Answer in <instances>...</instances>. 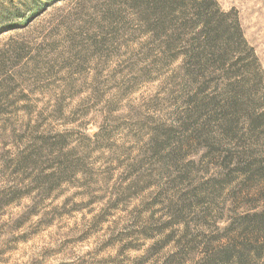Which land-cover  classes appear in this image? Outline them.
<instances>
[{
    "label": "rangeland",
    "instance_id": "1",
    "mask_svg": "<svg viewBox=\"0 0 264 264\" xmlns=\"http://www.w3.org/2000/svg\"><path fill=\"white\" fill-rule=\"evenodd\" d=\"M215 1L245 47L199 68L201 26L168 47L138 1L0 0V264H264L234 249L264 210L237 156L264 141L203 113L254 81L249 49L264 109V0Z\"/></svg>",
    "mask_w": 264,
    "mask_h": 264
},
{
    "label": "trees",
    "instance_id": "2",
    "mask_svg": "<svg viewBox=\"0 0 264 264\" xmlns=\"http://www.w3.org/2000/svg\"><path fill=\"white\" fill-rule=\"evenodd\" d=\"M134 1L146 6L141 11V15L147 23L145 24L146 27L153 30V33L158 37L165 36L168 39V42H166L168 47L175 45L176 41L178 44L182 41L181 34L177 32V24L185 28L193 27L194 23L201 26L199 32L201 37L203 36L202 44L195 50L190 51L194 63L199 68H204L211 60H217V63L222 67L230 53H235L245 47V40L239 25L237 24L235 28H231L223 22V15L218 14V4L215 0ZM192 12L193 19H190L188 14ZM240 60L242 59L233 62L229 70L235 71V64ZM245 60L246 62L242 60L243 71L246 75L250 74L254 81L248 80L231 84L222 100L208 97L205 100L203 113L206 116L205 119H209L213 113L218 112L222 117V132L226 136L235 135L238 128L237 124L242 118H245L250 132L248 139L252 140L253 143L254 141L255 143L258 141L263 142L264 109L258 110L262 102L259 95L257 96L258 90L256 88L262 77L253 49H249ZM191 75L196 74L191 73ZM241 78L245 80V76L242 75ZM211 132L212 129L208 128V133L211 134ZM237 159L240 160V164L236 169L238 174L243 176L239 185L245 193L244 197L250 198V201L253 196L260 199L264 198V155L258 157L249 152H241ZM257 182L260 184L257 188L258 192L255 188ZM253 189L257 192L256 194H252ZM251 223L245 222L244 225L242 224L240 242H237L234 247V249L241 250L238 254L240 261H245V252L248 249L252 250L250 246L248 248V243L258 244L261 241L264 242V210L254 214ZM253 251L257 252V250Z\"/></svg>",
    "mask_w": 264,
    "mask_h": 264
}]
</instances>
